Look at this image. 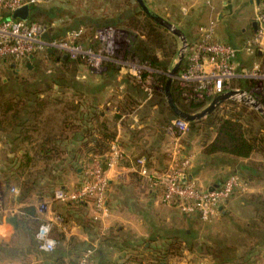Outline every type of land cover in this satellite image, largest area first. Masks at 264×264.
<instances>
[{"label": "crops", "instance_id": "1", "mask_svg": "<svg viewBox=\"0 0 264 264\" xmlns=\"http://www.w3.org/2000/svg\"><path fill=\"white\" fill-rule=\"evenodd\" d=\"M53 1L41 0L35 6ZM144 1L154 12L164 11L166 17L171 19L169 21L177 27L181 25L180 29L189 40H195L198 26L194 28L201 16H206V22L212 19L222 21L225 11H236L239 6L246 4V0H205L203 5L199 0ZM248 1L253 7L250 16L251 36L255 32L252 21L255 20L259 3L257 0ZM73 5V2L67 4L69 8ZM102 9L103 5L99 10ZM183 14L187 17H182ZM3 15L7 14L1 12L0 19ZM70 20L74 24L70 27L88 28L93 16L87 13L78 19L71 16ZM245 41L241 45H233L242 47ZM258 54L263 53L258 52L255 57L262 64L263 59ZM244 57H253L246 52L239 53V62L247 66ZM30 60L24 61L25 68L17 64L19 70L16 73L14 68L13 76L23 77L25 71L33 76L32 67H26L31 63ZM9 65L12 67V64ZM3 78L6 81L9 76ZM76 78L81 81L74 88L67 86L58 90L60 87L55 85L50 90L72 93L70 101L64 102L67 107L62 116L60 113L55 117L49 114L47 110L53 107L51 105L41 116L31 117L28 122L34 125L28 130L31 140L56 137L63 155L62 159H36L35 163L25 168L26 172L29 168L36 172L34 187L26 198L21 193L23 177L19 173L24 170L22 167L26 153H34L32 142L24 141L20 130H0V264H77L84 250L89 247H95L94 258L98 264H124L128 255L140 253L139 242L145 238V250L141 254L149 259L144 262L156 264V261L151 260L154 252L164 250L174 237L182 239L183 247L179 254L169 255L164 264H264V230L260 228L257 232L251 229L256 213L242 195L229 200L213 221L198 227L194 220L198 216L178 215L179 212L175 211L177 208L164 204L158 190L151 189L140 179L135 167L137 157L149 156V165L155 171L167 169L172 162L168 152L172 138L167 127L176 117L158 103L154 91L148 96L143 88H137L129 82L127 74L121 69L109 73L104 72V69L95 71L81 64ZM28 88L31 90V87ZM73 93H77V96ZM126 98H134L138 104L121 122L116 117V107ZM66 120L71 124L65 126ZM92 127L94 131L97 127L113 128L127 155L124 161L108 171L109 210L99 220L93 219L94 212L89 203L73 206L52 198L56 189H73L84 179L85 161L80 153L82 144L87 140L88 130ZM215 135L216 132L211 131L209 139ZM202 140V133L192 130L181 136L183 152L193 157L190 177L202 186L206 183L203 187L209 188L237 173L249 181V194H264V173L262 170H252L251 166L252 162L264 164L262 154L254 153L248 158L207 155L203 152ZM13 189H19L20 193H15ZM42 202L48 203V209L43 212L38 208ZM30 208L36 210L40 224L47 220L53 221L52 235L59 242L54 251L45 252L38 248L35 238L37 229H32V217L27 216L26 222L22 221L24 210ZM14 216L17 217L16 225L10 222Z\"/></svg>", "mask_w": 264, "mask_h": 264}, {"label": "built area", "instance_id": "2", "mask_svg": "<svg viewBox=\"0 0 264 264\" xmlns=\"http://www.w3.org/2000/svg\"><path fill=\"white\" fill-rule=\"evenodd\" d=\"M40 1L0 0V13L5 11L12 14L18 8L25 5L31 7ZM255 20L258 28L242 47L220 39L216 33L214 19L198 26L195 40H188L187 44L181 48L185 66L174 77V80L182 87L188 89L185 97L196 101L210 98L212 101L218 95L234 91L230 100L244 101L251 106L259 103L264 109V105L256 99L264 81V68L261 61L255 58L258 52L264 54V0L259 1ZM46 32L51 35L50 41L43 37ZM84 34L85 29L80 27L66 31L62 37L53 38L45 23L12 17L1 18L0 61L9 60L17 65L29 59V55L44 53L49 48L67 55L72 60H80L95 71H102L104 64L112 61L118 64L121 70L130 67V74L136 78V81L142 83V88L148 96L152 95L153 89L146 82V75L154 70L147 63H141L133 54L129 53L130 55L126 58L122 54L124 51L120 50L131 39L128 32L112 25L95 29L86 41L92 39L99 42V48L89 46L83 40ZM240 52H246L253 57L254 62L250 66H242L238 60ZM129 62L132 64L130 65ZM234 79L256 80L259 83L250 90H245L233 87ZM167 131L172 138L168 149L172 162L167 169L152 170L148 159L144 156L135 159L136 171L142 182L151 189L161 188L162 202L174 206L184 215H196L204 222H211L234 196L244 195L250 191L249 181L237 173L226 177L213 191L203 188L197 180L190 177L189 170L193 157L183 152L180 142L181 136L190 131L189 122L176 117L167 127ZM126 158L127 155L120 141L116 139L109 152L104 156L96 155L88 162L83 172L84 179L75 188L56 189L52 196L53 200L61 203H89L94 212L93 219H101L102 215L109 210L107 205L110 183L108 171ZM13 191L20 193L19 189H13ZM38 208L43 212L48 209V203L42 202ZM52 228L53 221L47 220L42 222L36 230L35 238L38 248L42 251L52 252L59 244L52 235ZM95 250V247L87 248L77 264H98L94 258Z\"/></svg>", "mask_w": 264, "mask_h": 264}, {"label": "trees", "instance_id": "3", "mask_svg": "<svg viewBox=\"0 0 264 264\" xmlns=\"http://www.w3.org/2000/svg\"><path fill=\"white\" fill-rule=\"evenodd\" d=\"M108 1L110 8L107 9L106 6H104L105 4H103V11L101 10L102 13H100V15H94V11L98 12L101 6L94 7L93 13H91V15H93V22L88 28H84L85 34L83 40L89 46L99 48V42L92 39L86 41V38L95 29L112 25L118 29L127 31L132 40L130 54L135 55L141 63H147L154 70L151 73H147L146 82L152 87L158 103L164 105L173 116L178 117L169 106L165 87L169 78V73L174 67L178 55L179 37L147 15L136 0ZM44 13L45 11L39 6H31L29 20L31 22H38L36 19ZM5 14L7 15H3L2 19L11 17L10 13L5 12ZM45 24L48 25L53 38L62 37L66 31L74 29V27L71 26L57 31L56 28L52 27V23ZM43 54L47 59L58 65L57 70H50L52 73H48V71L40 69L39 54H35L30 60L32 63V71L34 72L32 76L33 80L16 76L9 77L6 81H4L3 77L0 78V130H20V135L23 134L24 136L23 140L29 143L32 142V150L34 153L32 155L26 153L27 155L22 167L24 168L23 172H26L25 168H28L29 164L36 159H62L63 150L60 149L57 138L46 136L42 137V139L32 138L31 140L28 130L30 127H34V125L28 122L31 120V117L36 118L41 116L46 110L49 101H46L48 98L44 95L46 92L54 89L53 87L55 85L60 87L58 90H61V88L67 86H72L74 88V86L80 83L76 80V73L79 68L78 66L85 64L80 60H72L70 58L63 59V55L57 51H46ZM258 56L264 61V54H258ZM0 62L12 64L9 60ZM184 66L185 62L182 61L179 71L182 70ZM120 69V66L112 61H107L104 64V72L116 73L119 72ZM127 80L137 88H142V83L136 81L132 75H127ZM251 83L252 80L245 79H234L232 81L233 87L245 90H250L252 88ZM28 87H31V90ZM22 88L24 91H21ZM187 90L186 87H182L176 80H173L171 85L173 99L176 105L185 113H197L204 109L211 101L210 98L204 101H196L185 97V92ZM137 104L138 102L134 100V98L124 99L116 107V117L120 119L121 122H124V117L132 113ZM64 124L67 126L71 123L66 120ZM189 124L190 130L196 133H202L203 152L207 155L224 154L248 158L254 153H260L264 156V132L262 131L264 128V115L245 103L227 99L220 103V105L206 117L191 121ZM95 130L96 131H94L93 127L88 130L87 140L82 144L80 154H82V159L85 161L83 164L84 169L94 156H104L109 152L112 143L117 139L113 128L97 127ZM211 131L216 132L213 139H209ZM142 156L146 157L148 159V164H150L151 158L145 155ZM251 166L252 170H262L264 173L263 163L252 162ZM23 176L24 174L22 177ZM253 176L254 175H250V177ZM246 178H249V176ZM34 184L35 179L21 181V193L24 198L28 196ZM156 190H158L157 192L161 195V188H157ZM246 202L256 213V217L251 223V229H255L257 232L260 228L264 230V194H250ZM67 204L77 206L85 205V202ZM27 216L33 218L32 229L36 230L40 225L36 210L34 208L24 210L22 216L23 222ZM182 247V239L180 237H174L164 250H156L151 260L156 261V264H164L169 255L179 254ZM138 254L139 253H134L130 255L124 264H132L134 262L137 264H146L144 263L145 259L139 258ZM132 256L134 258H132Z\"/></svg>", "mask_w": 264, "mask_h": 264}, {"label": "rangeland", "instance_id": "4", "mask_svg": "<svg viewBox=\"0 0 264 264\" xmlns=\"http://www.w3.org/2000/svg\"><path fill=\"white\" fill-rule=\"evenodd\" d=\"M62 1H64V0H62ZM66 1L67 2H61V0H58V2L56 1V3H55V0H54L53 2H50L48 4H43V3L38 4V6L43 11H45V13L42 14L40 17H38L36 19V21H38L40 23H52L51 24L52 27L56 28L57 31H58V30H61L63 28H69L70 25L73 24V22H72L73 19H72V21L70 20L71 16L78 19L80 17H85L87 15V13H89V15H91V13H93L92 11H93L94 7H100V6H102L103 4H106V3H107L106 4V8L107 9L110 8L108 0L107 1L106 0H66ZM70 2H73V4H75V5L70 6V8H69L67 6V4L70 3ZM199 2H200L201 5H203V2H205V0H199ZM62 3H66V4H62ZM102 11L101 10H98V12L94 11V15H100V13H102ZM252 12H253V7H252V5L249 4L248 0H246V4L239 6L238 10H236V11H233V10L232 11H225L224 19L222 21L216 19V33L219 35V37L222 40L224 39V41H227L228 43L241 45L245 40H247L249 38V36L251 34L250 16L252 15ZM158 14L159 15L161 14V16L163 15L164 18H166V19L169 18V17H166V15H165L166 13L164 11H160L159 10ZM66 16H69V18H67ZM184 16H186V15L183 14L182 17H184ZM66 18H67V20H65ZM204 18L206 19V16L205 17L201 16L197 20V23L195 25L194 30L200 24L206 23V20ZM168 20H171V19H168ZM178 27L182 28L181 25H179ZM193 33H194V31L191 32V35H193ZM191 37L193 38V36H191ZM191 37H190V39H191ZM130 41H132V40L130 39ZM130 41L127 42L126 45L124 44L121 47V49H120V50L124 51V53H122V54H124V56L126 58H128V56L130 55L129 54L130 53V49H131V42ZM178 46H179L178 55L176 57L174 65L179 60L180 50H181V47H182V42H181L180 38H179V41H178ZM123 47H124V49H123ZM243 60L245 61V64L247 66H250L252 64V62H253V58H245L244 57ZM130 62H129V64L131 65L132 63H130ZM39 64H40L39 65L40 69H42L44 71H48V70L55 71L58 68V65L54 64L52 61L47 59V57L43 53L39 54ZM262 64H263L262 66H264V61H262ZM19 65L22 66L23 68H25L24 61L20 62ZM26 67H27V65H26ZM78 67H80V66H78ZM83 67H84V65H83ZM129 69H130V67H126L125 69H123V71L127 75H129L130 74ZM13 70H14V67L12 68L9 65V63L0 62V78H2L4 76L5 77L6 76L12 77L13 76ZM48 73H52V72L48 71ZM31 74L32 73H29V72L25 71L24 72L25 76H23V77L21 76V78H23V79L26 78V79L33 80V77L31 76ZM77 81H81V80L78 79ZM256 83H259V81L252 80V83H251L252 87H254V85H256ZM73 94H75L77 96V93H73ZM44 96L47 97V98L51 97V98H48V100H46L47 102L48 101L51 102L50 105L47 104L46 109H47L48 106L53 105V107L48 109L47 112H49V114L51 113L55 117L58 113H60L61 116L63 115V112L66 109L65 107H67V104H64V102L65 101H70L69 99L72 96V93L71 92L67 93L65 91L64 92H60V93H55L53 91H48L47 93H45ZM44 99H46V98H44ZM256 99L258 101H260L264 105V81H262V88H261L260 93L258 94V98H256ZM234 101L240 102V101H237V100H234ZM241 103H245V104L251 106L250 104H248L247 102H244V101H241ZM251 107H253V106H251ZM32 167H34V166H32ZM21 173H22V175L24 174L22 180H26V179H35L36 180V178L34 177L36 172L31 171L30 168L28 169L27 172H20L19 174L21 175ZM204 184L205 185H203V186L207 185L206 183H204ZM203 188H206V187H203ZM249 195H250L249 193H246V194H244L242 196L244 197V199H247ZM175 211L179 212V214L177 213L178 215H180V214L182 215V213L178 209H175ZM153 217H155L154 213H153ZM194 220L196 221L198 227H203L204 224L209 223V222L202 221L198 217L194 218ZM206 227H207V225H206ZM114 235H115V237L122 238V236H120V235H116V234H114ZM146 239L147 238H145L143 241L141 239L140 242H139V243H141L140 244V248H141L140 249V253H142L143 250H145ZM140 253L138 254L139 258L146 259V260L149 259L147 256L141 255ZM132 254H134V253H132ZM132 254H130V255H132ZM130 255H128V257H130ZM128 257H126V259ZM132 258H134V257L132 256Z\"/></svg>", "mask_w": 264, "mask_h": 264}, {"label": "water", "instance_id": "5", "mask_svg": "<svg viewBox=\"0 0 264 264\" xmlns=\"http://www.w3.org/2000/svg\"><path fill=\"white\" fill-rule=\"evenodd\" d=\"M138 2V4L140 5V7L143 9V11L149 15L152 19H154V21H156L158 24L164 26L165 28H167L169 31H171L172 33H174L175 35H177L182 42V47L185 46L188 42V39L184 33V31L182 29H180L179 27H177L175 24H173L171 21H169L168 19L164 18L163 16L159 15L158 13L154 12L153 10H151L145 3L144 0H136ZM260 0H257V2L259 3ZM30 11H31V7L29 5H25L21 8L16 9L15 11H13V13L11 14L12 18H20V19H24V20H28L30 18ZM252 26L254 27V30L256 31L258 28V23L256 20L252 21ZM44 39L47 41L51 40V35L49 32H46L43 35ZM181 47V48H182ZM48 52H53V49L49 48ZM33 54L29 55V59L33 58ZM63 59H68L67 55H63L62 56ZM184 55L180 50V55H179V60L178 62L174 65V67L172 68V70L169 73V78L168 81L166 83V87H165V93H166V97H167V101L169 103V106L171 108V110L180 118H183L185 120H187L188 122L191 121H195V120H199L203 117H206L209 113H211L217 106L220 105V103H222L223 101L229 99L233 94L234 91H229L227 93L221 94L216 96L212 102L205 107L204 109H202L201 111L194 113V114H189V113H185L184 111H182L175 103L172 93H171V85L173 83L174 77L178 74L180 65L183 61ZM28 67H32L31 63H28L27 65ZM12 67L15 68V72L17 73L19 68L17 67L16 64H12ZM254 107H256L258 109L259 112H261L264 115V109L259 105V103H254L253 104ZM82 171V169H81ZM221 184V181H218L217 183H214L213 185H211L209 187L210 191H213L214 189H216L219 185ZM10 222L14 225H16L17 223V217H12L10 219Z\"/></svg>", "mask_w": 264, "mask_h": 264}]
</instances>
